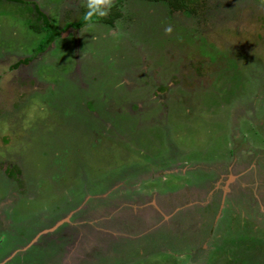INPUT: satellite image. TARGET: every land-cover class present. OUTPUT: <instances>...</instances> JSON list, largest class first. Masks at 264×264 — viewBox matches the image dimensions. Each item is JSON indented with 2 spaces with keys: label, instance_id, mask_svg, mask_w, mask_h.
Segmentation results:
<instances>
[{
  "label": "rangeland",
  "instance_id": "obj_1",
  "mask_svg": "<svg viewBox=\"0 0 264 264\" xmlns=\"http://www.w3.org/2000/svg\"><path fill=\"white\" fill-rule=\"evenodd\" d=\"M85 11L0 0V264H264V0Z\"/></svg>",
  "mask_w": 264,
  "mask_h": 264
},
{
  "label": "clouds",
  "instance_id": "obj_2",
  "mask_svg": "<svg viewBox=\"0 0 264 264\" xmlns=\"http://www.w3.org/2000/svg\"><path fill=\"white\" fill-rule=\"evenodd\" d=\"M81 5L86 11L83 14V21L91 28L99 19L106 17L114 5V0H81ZM172 28L170 26L165 28L166 34H171ZM112 36H120L119 31H112L109 33ZM182 259V257H179Z\"/></svg>",
  "mask_w": 264,
  "mask_h": 264
},
{
  "label": "flooded vegetation",
  "instance_id": "obj_3",
  "mask_svg": "<svg viewBox=\"0 0 264 264\" xmlns=\"http://www.w3.org/2000/svg\"><path fill=\"white\" fill-rule=\"evenodd\" d=\"M39 11H41V10H39ZM42 13H43V12H42ZM42 13H40L41 16L44 15V13H43V14H42ZM37 54H38V53H36V54H34V55H37ZM19 58H20V57H19ZM24 58H26V57H21V59H17L16 62L14 61V63L12 64V66H14L15 63H17V65L14 66V67H17L18 64L26 65L28 62H30V61L32 60V56H30V58H29L28 61H24ZM259 151H260V150H259ZM260 156H264L263 152L261 153V151H260V155H259V157H260ZM243 165L246 166V167H244ZM229 168L234 169V171L239 170V171H237L236 175L239 174L240 176H238L237 178H240V177L243 176L244 171H246V174H247V173H251L253 167L250 166V163L248 162V158H247V159H244V160H241V161L239 160V162H237V164H236L235 167L229 166ZM246 168H247V169H246ZM222 175H224V174H223V171H221L220 176H222ZM236 175H235V176H236ZM234 182H235V181H234ZM231 184H232V183H231ZM232 186H233V185H232ZM236 188L239 189V190H241V188H240L239 185H236ZM193 196L195 197V199L197 198V195H196V194H193ZM195 201H196V200H195ZM197 202H200V201H197ZM169 215H171V214H169ZM77 233H78V232H77ZM77 233H76V234H77ZM76 236H77V235H76Z\"/></svg>",
  "mask_w": 264,
  "mask_h": 264
},
{
  "label": "trees",
  "instance_id": "obj_4",
  "mask_svg": "<svg viewBox=\"0 0 264 264\" xmlns=\"http://www.w3.org/2000/svg\"><path fill=\"white\" fill-rule=\"evenodd\" d=\"M12 1H16V0H12ZM164 1H167V2H169L170 4L173 5L174 2H177V1H179V0H164ZM82 17H83V15H82V16H81L76 22L72 23L71 26H73L74 28H78V27H81L82 25H84L85 22L83 21ZM50 40H52V38H50ZM40 50H41V46L38 45V47L36 48L34 54H36V53L39 52ZM34 54H33V55H34ZM29 58H30V57H26V58H24V61H28ZM16 65H17V63L14 64V66H16Z\"/></svg>",
  "mask_w": 264,
  "mask_h": 264
}]
</instances>
